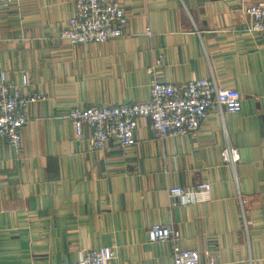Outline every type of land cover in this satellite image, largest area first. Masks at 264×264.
Listing matches in <instances>:
<instances>
[{"label": "crops", "instance_id": "0c3cea01", "mask_svg": "<svg viewBox=\"0 0 264 264\" xmlns=\"http://www.w3.org/2000/svg\"><path fill=\"white\" fill-rule=\"evenodd\" d=\"M114 1L125 36L72 46L61 32L75 0H0V81L27 76L25 94L45 97L28 108L21 152L0 144V264H78L104 247L111 264H174V242L149 241L154 225L202 264H264V33L249 32L246 14L264 0ZM212 78L240 92L242 110H213L189 135L156 140L139 118L135 146L94 151L92 130L79 139L68 119L146 102L155 82ZM228 146L235 166L222 160ZM199 183L207 201L175 205L171 188Z\"/></svg>", "mask_w": 264, "mask_h": 264}, {"label": "built area", "instance_id": "2783aa9c", "mask_svg": "<svg viewBox=\"0 0 264 264\" xmlns=\"http://www.w3.org/2000/svg\"><path fill=\"white\" fill-rule=\"evenodd\" d=\"M246 14L251 18L249 32L264 33V4L251 5ZM127 24L124 10L114 0H75L74 15L64 24L61 39L72 46L107 44L125 36ZM145 34L152 36L150 28L145 30ZM29 83L27 76L18 84L6 74L1 75L0 144H7L17 152H21L23 131L29 123V106L45 99L40 94L26 95ZM213 110L232 114L241 112L240 92L220 87L214 78L194 79L180 85L155 82L146 102L74 109L69 112L68 119L79 139L83 137L85 128H90L92 149L102 151L111 140L123 148L135 146L139 118L150 121L156 140H164L198 131ZM222 160L235 166L240 156L236 149L228 146L222 153ZM210 192L211 185L208 183H199L187 189H170L175 205L182 207L207 201ZM238 202L246 227L247 215L240 194ZM148 234L152 243L174 242V264H202L198 251L184 250L177 244L173 228L154 225ZM116 257L113 248L104 247L87 251L78 264H111ZM208 264H217L216 259L210 258Z\"/></svg>", "mask_w": 264, "mask_h": 264}]
</instances>
